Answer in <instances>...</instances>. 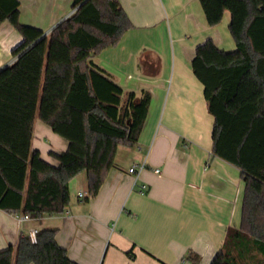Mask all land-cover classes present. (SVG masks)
<instances>
[{"label":"trees","instance_id":"obj_1","mask_svg":"<svg viewBox=\"0 0 264 264\" xmlns=\"http://www.w3.org/2000/svg\"><path fill=\"white\" fill-rule=\"evenodd\" d=\"M84 1L73 0L75 10L44 35L19 22L18 0H0V24L9 21L22 37L15 60L0 70V209L7 213L63 214L69 182L82 173L85 200L95 196L116 149L136 144L144 124L150 92L125 93L92 60L132 25L119 0ZM198 1L210 26L230 15L236 48L221 50L209 38L196 46L191 68L214 117L212 152L245 175L240 226L227 230L209 264H244L251 253L264 264V0ZM36 118L67 142L48 153L57 164L31 149ZM55 236L43 229L34 243L20 237L0 249V264H77Z\"/></svg>","mask_w":264,"mask_h":264},{"label":"crops","instance_id":"obj_2","mask_svg":"<svg viewBox=\"0 0 264 264\" xmlns=\"http://www.w3.org/2000/svg\"><path fill=\"white\" fill-rule=\"evenodd\" d=\"M18 1L19 22L44 34L73 10V0ZM119 3L132 28L92 60L125 93L150 92L138 140L116 149L114 166L95 196L85 200L86 178L73 183L72 195L73 178L63 214L18 222L21 212L0 209V249L30 230L54 229L57 244L77 264H209L227 230L240 226L245 175L212 152L214 117L191 60L196 46L209 38L221 50L236 48L226 30L230 15L225 12L210 26L198 0ZM21 41L9 21L0 24V70L15 60L11 51ZM66 147L48 125L34 121L31 149L44 160L57 164L49 151ZM142 162L136 176L128 172ZM244 264H263V258L251 253Z\"/></svg>","mask_w":264,"mask_h":264},{"label":"built area","instance_id":"obj_3","mask_svg":"<svg viewBox=\"0 0 264 264\" xmlns=\"http://www.w3.org/2000/svg\"><path fill=\"white\" fill-rule=\"evenodd\" d=\"M73 12V11H72ZM71 12V13H72ZM70 13V14H71ZM68 17V16H67ZM66 17V18H67ZM145 167V162H142L140 164H135L133 166H131L129 169H128V172L131 173V174H134L135 176L138 174V170H142L143 168ZM154 172L158 173L160 172V170L158 168H154L153 169ZM145 185H141L140 186V192L143 193L144 190H145ZM78 196L80 198H84V194L83 193H79ZM16 219L18 220V222H21L23 220H26V219H29V216L28 215H25V214H21V215H16ZM37 231L36 230H30L29 233L27 234L26 237H28L30 239V241L32 243H34L36 241V236H37Z\"/></svg>","mask_w":264,"mask_h":264},{"label":"rangeland","instance_id":"obj_4","mask_svg":"<svg viewBox=\"0 0 264 264\" xmlns=\"http://www.w3.org/2000/svg\"><path fill=\"white\" fill-rule=\"evenodd\" d=\"M226 30H228V26L226 27ZM229 32V31H228ZM228 36H229V33H228ZM36 119H38V118H36ZM35 119V120H36ZM80 182L81 181V184H84L85 183V175L82 173V174H80V175H78L77 177H75L72 181H71V183H70V192L72 193V195H73V191H76V189H74V185H73V183L74 182ZM78 189V188H77Z\"/></svg>","mask_w":264,"mask_h":264},{"label":"water","instance_id":"obj_5","mask_svg":"<svg viewBox=\"0 0 264 264\" xmlns=\"http://www.w3.org/2000/svg\"><path fill=\"white\" fill-rule=\"evenodd\" d=\"M85 1H86V0H85ZM85 1H84V2H85ZM84 2H82V3H84ZM82 3H81V4H82ZM74 10H75V9H73L72 11H74ZM44 35H45V34H44Z\"/></svg>","mask_w":264,"mask_h":264}]
</instances>
